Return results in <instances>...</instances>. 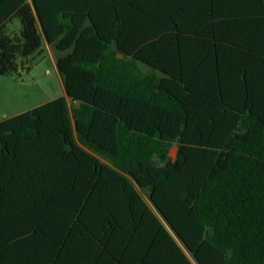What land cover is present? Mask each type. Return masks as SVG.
<instances>
[{"label":"trees","instance_id":"1","mask_svg":"<svg viewBox=\"0 0 264 264\" xmlns=\"http://www.w3.org/2000/svg\"><path fill=\"white\" fill-rule=\"evenodd\" d=\"M150 1L0 0V74L46 42L64 90L0 119V180L59 184L28 190L61 191L98 264H264V37L242 74H201L133 25Z\"/></svg>","mask_w":264,"mask_h":264},{"label":"crops","instance_id":"2","mask_svg":"<svg viewBox=\"0 0 264 264\" xmlns=\"http://www.w3.org/2000/svg\"><path fill=\"white\" fill-rule=\"evenodd\" d=\"M150 5L152 18H133V25L173 29L166 37L173 58L206 71L201 74H242L251 67L248 61L260 58L249 49L263 41L264 17L257 14L264 13V0H151ZM57 185L0 180V264H49L51 255L61 264L99 263L95 237L79 224L71 227L74 212H68L61 191L54 187L50 197L48 190H28Z\"/></svg>","mask_w":264,"mask_h":264},{"label":"rangeland","instance_id":"3","mask_svg":"<svg viewBox=\"0 0 264 264\" xmlns=\"http://www.w3.org/2000/svg\"><path fill=\"white\" fill-rule=\"evenodd\" d=\"M19 26L18 20L13 19L8 24V30L17 31ZM58 53L53 45L44 42L26 59L17 58L16 71L0 74V119L64 95L56 67ZM169 153L172 158L175 157V145Z\"/></svg>","mask_w":264,"mask_h":264}]
</instances>
